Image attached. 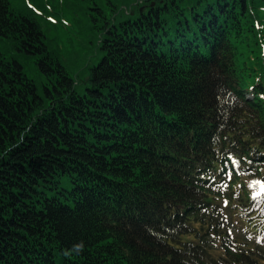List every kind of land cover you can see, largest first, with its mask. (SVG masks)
<instances>
[{"label":"trees","instance_id":"trees-1","mask_svg":"<svg viewBox=\"0 0 264 264\" xmlns=\"http://www.w3.org/2000/svg\"><path fill=\"white\" fill-rule=\"evenodd\" d=\"M136 1L0 0V264H264V0Z\"/></svg>","mask_w":264,"mask_h":264},{"label":"rangeland","instance_id":"rangeland-1","mask_svg":"<svg viewBox=\"0 0 264 264\" xmlns=\"http://www.w3.org/2000/svg\"><path fill=\"white\" fill-rule=\"evenodd\" d=\"M143 3H140V1H136L134 3L133 9H143L142 6ZM127 9V8H126ZM59 29V44H60V51L62 53L63 59L66 61L67 65L73 69V72L77 73L79 71V74L83 73V70H80L81 68L86 65V61H90L94 55L93 51L90 48V46L87 44L85 35L89 34L91 31L88 28H84L82 32L80 33V36L78 35L79 29L73 26H69L68 24L59 23L58 24Z\"/></svg>","mask_w":264,"mask_h":264},{"label":"snow or ice","instance_id":"snow-or-ice-1","mask_svg":"<svg viewBox=\"0 0 264 264\" xmlns=\"http://www.w3.org/2000/svg\"><path fill=\"white\" fill-rule=\"evenodd\" d=\"M234 163H236V162L234 161ZM257 185L260 186L261 191H264V185H261L260 184V181H253V182H251V184L249 185V187H255ZM258 195H259V193H254L252 198L253 199H256Z\"/></svg>","mask_w":264,"mask_h":264}]
</instances>
